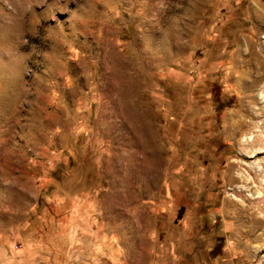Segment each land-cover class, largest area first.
Here are the masks:
<instances>
[{
    "label": "rangeland",
    "instance_id": "rangeland-1",
    "mask_svg": "<svg viewBox=\"0 0 264 264\" xmlns=\"http://www.w3.org/2000/svg\"><path fill=\"white\" fill-rule=\"evenodd\" d=\"M0 264H264V0H0Z\"/></svg>",
    "mask_w": 264,
    "mask_h": 264
}]
</instances>
